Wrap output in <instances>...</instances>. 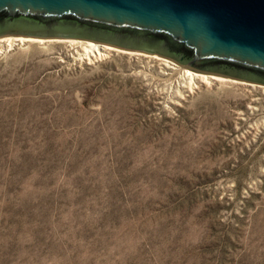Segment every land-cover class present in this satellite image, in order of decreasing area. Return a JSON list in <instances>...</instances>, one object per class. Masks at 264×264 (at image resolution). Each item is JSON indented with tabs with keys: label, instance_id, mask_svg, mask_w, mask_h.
<instances>
[{
	"label": "rangeland",
	"instance_id": "rangeland-1",
	"mask_svg": "<svg viewBox=\"0 0 264 264\" xmlns=\"http://www.w3.org/2000/svg\"><path fill=\"white\" fill-rule=\"evenodd\" d=\"M77 56L0 54V264H264V89Z\"/></svg>",
	"mask_w": 264,
	"mask_h": 264
},
{
	"label": "water",
	"instance_id": "water-1",
	"mask_svg": "<svg viewBox=\"0 0 264 264\" xmlns=\"http://www.w3.org/2000/svg\"><path fill=\"white\" fill-rule=\"evenodd\" d=\"M70 37L264 84V0H0V37Z\"/></svg>",
	"mask_w": 264,
	"mask_h": 264
},
{
	"label": "bare ground",
	"instance_id": "bare-ground-1",
	"mask_svg": "<svg viewBox=\"0 0 264 264\" xmlns=\"http://www.w3.org/2000/svg\"><path fill=\"white\" fill-rule=\"evenodd\" d=\"M33 42H38L41 44L49 43H64L70 49L74 50L77 56V60L81 63L92 64L103 60L105 58L111 57L113 54H126L129 57L142 56L147 57L151 60H155L161 64H165L170 68H174L175 73L180 74L179 77L187 78L188 85L186 91L189 94L194 93L197 89H203L204 87H212L215 84H227L233 83L234 85H244L259 87L264 89V85L257 84L254 82H248L238 79H232L222 75L209 74L188 67H184L168 58L159 56L158 54L147 53L142 51L122 49L110 44L99 43L93 40L82 39V38H70V37H53V38H43V37H30L21 35H5L0 37V54L8 52L15 49L17 46L27 45ZM186 80V79H185ZM187 94V95H189ZM183 99H186L182 95Z\"/></svg>",
	"mask_w": 264,
	"mask_h": 264
}]
</instances>
